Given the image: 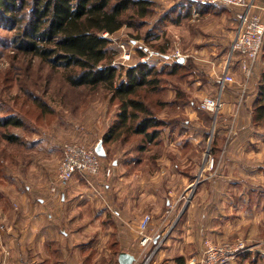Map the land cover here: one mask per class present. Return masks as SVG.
Returning <instances> with one entry per match:
<instances>
[{"label": "rangeland", "instance_id": "rangeland-1", "mask_svg": "<svg viewBox=\"0 0 264 264\" xmlns=\"http://www.w3.org/2000/svg\"><path fill=\"white\" fill-rule=\"evenodd\" d=\"M142 1H145L144 18L140 9L131 8L129 18L125 16L128 22L117 33L103 34L112 42L113 65L118 71L116 82L125 80L129 67L143 62L159 71H167L174 62L155 57L158 53L170 55L180 50L186 56L184 60H192V67L180 70L177 76L163 74L158 89L150 88L152 91L142 93L157 118L165 119L170 125L160 130L162 156L156 162L160 170L153 171L154 150L131 154L138 156L139 164L144 162L136 167L134 179L140 177L145 184V203L148 202V180H154L153 186L155 180L158 181L161 190L154 209L140 210V219L145 214L152 216L154 241L157 238L158 241L145 252L139 245L134 253L138 259L136 264H178L181 257L184 264H189L201 258L205 241L218 244L238 237L253 245V250L233 264H264V122L238 130V140L228 145V151L236 156L221 158L213 148L215 135H235L236 122L251 117L244 101L253 92L250 85L261 79L256 68L261 65L264 70V56L257 62L244 94L241 85L235 84L229 95L231 100L226 101L228 104L219 114L203 111L201 101L221 93L218 73L226 65L232 42L238 35L236 13L241 9H208L196 5L189 15L186 6L190 2L201 3L199 0ZM11 34L6 27L0 28V117L13 115L22 120L23 126L0 127V217L5 216L7 223L13 224L11 229L18 230L21 227L15 225V218L29 211L22 201H28L27 198L31 199L28 203L35 201L32 208L39 214L42 207L38 205V198L58 200L65 193L64 187L60 189L58 177L62 145L76 143L94 149L102 144L108 156L99 155L101 171L107 161L109 164L116 161L129 146L121 147L119 141L103 142L119 114V101H112L104 90L75 91L69 101L63 100L59 80L55 77L49 84L44 82L43 76H37L36 73L41 72L28 70L27 75L20 74L12 66V48L7 41ZM124 47L130 51V60L125 58ZM45 67L41 66V71ZM235 77L238 82L242 81L241 75ZM151 79L155 81V76ZM178 87L184 91L179 97ZM26 88L34 89L35 94L29 96ZM236 102L241 107L238 108ZM5 132L15 134L18 141L3 140L1 135ZM226 144L227 138L223 140L222 149ZM54 185L58 188L56 193L51 191ZM49 190L55 195L51 196ZM3 224L4 221H0V229ZM134 225L127 229L135 233ZM105 228L108 227L104 222L92 221L90 229L95 232L90 234L98 235L78 239L81 246L87 240L94 241L91 244L96 249L90 254L91 264H105L110 258L117 262V255L111 251L118 248L110 246L112 243L114 246L116 238L102 237L107 234ZM87 257L83 256L81 261Z\"/></svg>", "mask_w": 264, "mask_h": 264}, {"label": "trees", "instance_id": "trees-1", "mask_svg": "<svg viewBox=\"0 0 264 264\" xmlns=\"http://www.w3.org/2000/svg\"><path fill=\"white\" fill-rule=\"evenodd\" d=\"M144 3L142 0H0V28L6 27L12 32L7 40L8 47L12 48V66L20 74L27 75L28 70L41 72L36 73L37 76H43L44 82L49 84L55 77L59 80L63 100L69 101L75 91L96 93L104 90L112 101H119V114L103 142L119 141L121 147L129 146L126 154L154 150L151 158L156 164L162 156L160 130L170 123L157 118L153 106L150 107L142 93L158 89L163 74L177 76L180 70H189L192 60L175 62L167 67V71L154 69L146 62L139 63L127 69L124 81L116 82L118 71L113 65L112 42L103 34L112 36L117 33L128 22L131 8L140 9L141 18H144ZM196 5L213 8L209 4L190 2L185 8L189 15ZM45 65L50 71H46V67L41 71V66ZM153 76L155 81L151 79ZM260 76L255 102L249 111L255 125L264 122V71ZM26 91L30 92L29 96L35 94L34 89L26 88ZM182 92L178 87V97ZM11 125L20 127L23 122L13 115L0 117V127ZM1 138L12 143L18 141L13 133L5 132ZM222 145L223 139L215 135L213 148L216 155L221 152ZM247 255H241L239 259Z\"/></svg>", "mask_w": 264, "mask_h": 264}, {"label": "crops", "instance_id": "crops-1", "mask_svg": "<svg viewBox=\"0 0 264 264\" xmlns=\"http://www.w3.org/2000/svg\"><path fill=\"white\" fill-rule=\"evenodd\" d=\"M250 1L255 6L253 12L264 18V11H259L264 8V0ZM257 8L260 9L256 10ZM196 59H198L197 56ZM201 60L205 61L206 59ZM262 65L264 67L263 63ZM256 69L259 71L260 78L264 70H261V65ZM220 70L218 74H220L221 78L224 70L221 68ZM259 81L260 79L250 85V88H253V92L250 96L247 95L244 101V107L247 108L248 112L254 105L256 87L259 85ZM255 85L256 87L254 88ZM232 92L233 85L226 86L223 92L225 106L231 100L229 95ZM236 103L238 104V102ZM227 123L231 125V121L228 120ZM236 124L235 135L224 137V135L218 134L223 140L227 138L225 149L220 152L221 158L232 154L236 156L231 150L228 151V148L231 146L230 143L238 140V130H241V127L251 128V126H255L251 117H248L247 121L239 119ZM132 153L137 152L131 151L126 154L124 151L116 161L113 160L110 163L111 166L107 161L97 177H86L81 173H77L71 181L62 182L60 180V189L64 187L65 193H62V197L58 200L38 198V205L42 207V212L39 214H36L32 208L35 206L34 199L32 203H28L31 202L30 198H27L29 199L28 201H22V205L26 206V211L27 209L29 211L15 218V225H20L19 227H21L18 230L11 229L13 224L7 223L5 216L0 217V221H4L3 228L0 229V264H91L92 256L90 254L96 249L91 244L94 241L87 240L81 246L78 239L82 236L90 239L92 236L96 237L98 235L97 233L90 234L93 231L90 229L92 221L104 222L107 225L108 228H105L107 234L102 237L108 235L109 239L116 238L114 246L113 243L110 245L112 249L113 247L118 248L113 250V252L110 250L112 254L117 255L116 264H119V256L122 253L132 255L136 259L137 256L134 253L137 252L140 245V237L137 235V230L133 233L127 229V226L131 227V224L135 223L136 225L134 226L138 227L140 210L146 208L154 209L158 198L157 195H159L161 190H159L160 183L158 181L155 180V186H153L154 180H148L149 191L146 192L148 202L145 203V193L143 192L145 184L141 182L142 179L140 177L138 179L135 177L134 179V176H136L134 172L138 170L136 167L141 166L144 162L139 164L137 162L138 156H131ZM133 161H136V164ZM108 167L111 169L110 175L106 174ZM154 168V172L160 170L158 164H155ZM163 173L164 170H162ZM57 189L55 185L51 187V191L54 193L57 192ZM48 192L51 196L55 195L50 190ZM54 207L55 209H52ZM47 209L54 211H48ZM34 223L35 227L33 226ZM148 233L152 236L155 235V227L152 224L148 229ZM99 237H101L100 234ZM157 241L158 238L156 241L153 240L152 243L155 244ZM83 256L88 257L81 261ZM110 259H107L108 262L104 263L115 264ZM183 260L184 258L181 257L177 263L184 264Z\"/></svg>", "mask_w": 264, "mask_h": 264}, {"label": "built area", "instance_id": "built-area-1", "mask_svg": "<svg viewBox=\"0 0 264 264\" xmlns=\"http://www.w3.org/2000/svg\"><path fill=\"white\" fill-rule=\"evenodd\" d=\"M203 4L213 7H238L240 12L236 13L239 23L237 37L232 42L231 54L223 67V75L220 78V94L216 97H205L200 103V109L210 113L219 114L225 106L223 92L228 85L239 84L246 92L250 85L252 73L257 62L261 59L264 45V18L253 12L254 4L247 0H199ZM264 10V8H263ZM123 46V45H122ZM126 60H130V51L123 48ZM162 60H172L174 63L186 56L175 50L170 55L163 53L155 54ZM236 75H241V82L236 80ZM237 107H241L238 103ZM101 157L96 152V148L91 149L76 143H65L62 145V158L58 166V177L62 182L72 180L77 173L86 177H96L101 172ZM111 169L108 167L106 174L110 175ZM152 224V216L145 214L139 221L137 232L140 237V245L143 252L153 242L154 236L148 233ZM253 245L244 239H233L222 243L214 244L205 241L201 258L191 260L189 264H233L241 255L251 252ZM136 264L137 259L134 260Z\"/></svg>", "mask_w": 264, "mask_h": 264}, {"label": "water", "instance_id": "water-1", "mask_svg": "<svg viewBox=\"0 0 264 264\" xmlns=\"http://www.w3.org/2000/svg\"><path fill=\"white\" fill-rule=\"evenodd\" d=\"M183 61L184 59H180L178 62H183ZM96 152L102 157L106 155V152L103 149L102 144L98 145V147L96 148ZM134 260L135 258L127 253H122L119 256V264H133Z\"/></svg>", "mask_w": 264, "mask_h": 264}]
</instances>
